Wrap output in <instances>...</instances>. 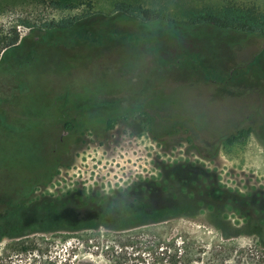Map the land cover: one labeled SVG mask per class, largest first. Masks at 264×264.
<instances>
[{
	"label": "rangeland",
	"instance_id": "rangeland-1",
	"mask_svg": "<svg viewBox=\"0 0 264 264\" xmlns=\"http://www.w3.org/2000/svg\"><path fill=\"white\" fill-rule=\"evenodd\" d=\"M225 2L264 5V0H0V65L4 68L1 58L8 50L2 46L3 38L17 35L15 46L20 43L24 46L21 53L34 48L32 42L41 32L51 31L45 36L49 43L57 39L66 41L76 25L103 30L108 18L118 14L116 6L120 4L160 14L162 19L145 23L141 32L153 31L163 38L171 34L166 22H189L209 6ZM118 15L119 31L136 30L134 22ZM92 19L96 20L89 22ZM173 30L176 42L181 45L188 44V32L198 34L202 47L197 44L194 48L192 44V49H202L204 62L220 65L218 68L223 72H228L230 65H240L252 58L263 42L262 38L227 30L210 33L209 28L193 27L190 23L177 24ZM212 37L216 38L205 44ZM43 43L42 40L35 45L38 66L26 68V84L17 89L20 93L8 86L15 82L12 77L9 79L12 72L8 69L15 67L16 59L11 58L3 74L0 67V192L15 189L28 180L31 193L28 204L46 197L57 200L73 195L108 205L113 196L125 191L137 188L141 194L149 189L148 204L159 208L167 200L164 187L168 188L166 176H169L187 182L192 191L208 188L215 196L225 193L240 199L264 200V128L250 123L254 126L247 137L233 144L227 142L241 128L235 125L242 108L240 103H244L237 99L241 96L230 93L218 98L203 83L172 88L165 82L161 90L167 102L174 104L177 118L187 115L198 126H168L151 132L148 123L141 119L117 122L105 132H100L102 126H93L94 130L77 126L79 132L62 136L64 126H49L51 121L60 125L73 121L74 115L60 110H72L80 122L89 123L86 115L99 109L98 99L112 96V88L119 83L117 76L105 70L106 85L98 86L101 78L97 69L100 65L110 67L112 59H118V53L113 50L112 55L111 49L106 57L83 58L82 53L74 51L75 47H67L62 51L64 56L76 54L86 61L74 60L75 66L52 80L47 78L49 68L44 64L56 53L45 51L49 43ZM19 70L21 74L23 70ZM45 80L46 89L52 86L48 90L52 92L44 99L38 97L37 87H42ZM54 95L59 97L52 100ZM40 142L44 143L43 148L38 145ZM50 145L62 151L60 163L56 166L52 163L43 170L48 161L44 149ZM85 216V212L80 214V218ZM222 217L232 225L241 223L231 203L223 205ZM213 220L211 213L201 211L195 217H179L119 232L99 228L3 238L0 264H114L106 246H114L120 252L119 243L129 242L133 244L124 248L127 254L122 264H169L173 255L182 253V240L190 246L195 242V250L199 243L205 246L202 256L206 255L203 262L207 264L220 262L219 257L222 264H264V250L257 252L254 237L222 241L211 226ZM194 258L192 264H201Z\"/></svg>",
	"mask_w": 264,
	"mask_h": 264
},
{
	"label": "trees",
	"instance_id": "trees-1",
	"mask_svg": "<svg viewBox=\"0 0 264 264\" xmlns=\"http://www.w3.org/2000/svg\"><path fill=\"white\" fill-rule=\"evenodd\" d=\"M116 10L118 14L126 18L127 22H134L136 30L131 28V30L119 31L120 26L117 21L119 15L117 14L109 17L107 23H104L105 28L100 31L99 29L95 31L84 29L80 25H76L70 38H66V41L57 39L58 41L54 42L52 40L51 45H48L45 50L47 52L53 50L56 53L44 64L49 68L47 78L52 80L55 76L65 74L71 66H75L74 60L76 59L80 58V61H86L83 58L106 57V53L111 49L112 55L113 50L117 51L118 59H112L110 67L104 68L100 65L97 69L101 78L97 83L98 86L106 85L103 76L105 70L107 72L111 70L119 82L111 91L114 97L111 113L107 114V122L104 121L108 126H102L103 129L100 132L108 131L111 129V125L118 121L137 120L139 117L148 123L151 132L162 130L168 126H198L195 119L187 115H182L181 119L177 118L174 104L170 103L171 101L167 102V96L162 93V84L165 82H168L172 88L185 85L198 86L203 83L218 98H220V94L230 93L241 96L242 98L237 99H240L241 102L243 100L244 103H240L242 108L237 115L238 122L235 124L241 128L227 140L229 144L247 137L251 133V127L254 126L250 123L258 124L264 128V45L246 62L240 65H230L228 72H223L218 68L221 67L220 65L213 66L211 63L204 62L202 49H192V44L194 48L202 47L201 44H198V34L188 32V44L181 45L176 42L173 30L177 24L190 23L193 27L209 28L210 33L227 30L248 35L254 39H264V5L225 2L218 6H209L201 16H195L189 22L174 20L166 22L171 34L169 36L166 34L163 38L153 31H147V34L141 32V27L145 23L162 19L160 14H154L151 10L141 8H129L123 4L117 5ZM132 18H135L136 21H132ZM94 20L96 19L89 22L92 23ZM47 34H51V31L41 32L38 41L33 40L34 48L42 40L43 44L47 42L45 40ZM215 38H208L205 44ZM62 41L65 43L60 44ZM16 43L17 35L14 38L5 37L2 40L3 48H8L5 59L10 54H12V59H16L14 74H17L16 70L18 69L23 70L20 81L16 80V84L11 82L8 85H14L17 90L18 87L26 84L24 82L26 68L38 66V59L31 63L26 61L27 51L21 53L24 46H15ZM67 47H75L74 51L78 50L82 53L83 58L76 54L69 58L64 56L62 51L67 50ZM34 48L30 50L33 51ZM5 59H3V63ZM41 65H43L42 62ZM41 74L43 73L41 72ZM136 81L138 84H130ZM45 83L46 80L42 87H37L39 98L45 99L47 93L52 92H48L52 86L48 85V89H46ZM133 86L137 89H133ZM85 127L94 130L93 126ZM64 129L70 134L79 132L77 126H74L72 122L69 123V126H64ZM38 145L43 148L44 143L40 142ZM44 151L48 155V161L43 165V170L47 169L49 165L51 166L52 163L53 166L60 163V152L62 151L57 146H47ZM166 179L169 183H166L167 189L164 187L167 192V200L159 208L148 204L151 198L149 189L140 194L137 188L113 196L108 205L98 204L95 201L90 202L89 199L81 200L73 195H66L57 200L46 197L28 204L27 201H29L31 193L27 180L15 189L0 192V240L3 238L20 239L35 233L47 234L57 231L72 232L99 228L119 232L157 225L179 217L191 218L197 216L201 211H205L213 216L214 220L211 222V226L219 232L222 241L229 243V240L240 236H251L255 238L257 252H263L264 200L258 201L252 197L240 199L225 193L222 196H215L208 188L192 191L190 185L186 184L187 182H183L185 183L183 184L169 176H166ZM32 180L35 181L34 178ZM146 184L148 185L149 182ZM186 188L187 191H185ZM228 203L232 204L234 210L241 217L239 225H232L222 217L223 205ZM82 212H85L86 216L80 218ZM132 244V242L129 244L119 243L120 252H117L114 246H106L114 264L123 263L122 260L127 254L124 248L132 247L130 246ZM194 244L195 242L192 243V248ZM191 246L182 240L180 247L183 250L182 253L173 255L169 264H192L194 256L201 264H207L203 262L206 255L202 256L206 250L205 246L199 243L196 250L195 248L190 250ZM217 257L219 256L217 255L212 260ZM219 259L220 262H216V264H222V259L220 257Z\"/></svg>",
	"mask_w": 264,
	"mask_h": 264
},
{
	"label": "flooded vegetation",
	"instance_id": "flooded-vegetation-1",
	"mask_svg": "<svg viewBox=\"0 0 264 264\" xmlns=\"http://www.w3.org/2000/svg\"><path fill=\"white\" fill-rule=\"evenodd\" d=\"M35 39V41H38V37H35L34 38ZM21 44V43H20ZM19 44V45H20ZM45 44H48V42L47 43H45ZM49 45H51V43L49 44ZM263 45H264V39H263V42H262V46L259 48V50H261L262 49V47H263ZM7 53V52H6ZM27 53L28 54H26V61L28 60V62L29 63H31V61L32 62H35L38 58L36 57V51L35 50H33V51H27ZM8 54V53H7ZM255 55V54H254ZM253 55V56H254ZM252 56V57H253ZM5 57H7L5 54L3 55V57L1 58V60H3V59H5ZM10 57V58H9ZM12 54H10L9 56H8V58H6L5 59V62H4V64H5V66L7 67H9V61H11L12 59ZM5 66H4V68H3V64L2 65H0V67L2 68V72H1V74H3V72H4V70H5ZM8 67H7V69H8ZM13 69L14 68H10V69H8V70H10L11 72H12V74L10 73V76H9V79L12 77L13 79H14V84H16V80H19L20 81V75L21 74H19L20 73V70L18 69V70H16L17 71V74H14V71H13ZM19 74V75H18ZM12 88H14V85L13 86H10L9 87V89H12ZM14 90V89H13ZM15 91H16V93H20V92H18L16 89H15ZM13 95H16V94H14L13 93ZM57 97H59V96H57V95H54V97L52 98V100H55ZM98 100H100V107H99V109L95 112V113H93V114H87L86 115V117H87V119H88V122L89 123H85V121L83 120L82 122H80L79 121V117L76 115V112H74V111H72V110H67L66 112L65 111H62V110H60L59 112H62V113H64V114H66V113H69V112H72L73 113V115H74V117H73V121H63V124L62 123H60V125H56L55 123H53L52 121H51V124L49 125V126H69V123H73L74 124V126H108L107 124H105L106 122H107V120H108V116H107V114L109 113H111V106H112V101L114 100V97H112V96H110V97H105V98H103V100H102V98H100V99H98ZM49 104V103H48ZM47 104V105H48ZM46 105V106H47ZM38 115H40V113H37V116ZM142 119V118H141ZM140 119V117L137 119V120H134V119H132L133 121H139V120H141ZM53 120V119H52ZM131 119H125V120H122V121H124V122H127V121H132ZM143 120V119H142ZM104 121H106V122H104ZM119 122H121V121H118V123ZM111 126H115V124H112ZM78 128V127H77ZM80 128V127H79ZM80 131V130H79ZM65 135H67V132L66 131H63L62 132V136H65ZM48 145H49V143H48ZM51 146V145H50ZM53 147H55V146H53Z\"/></svg>",
	"mask_w": 264,
	"mask_h": 264
}]
</instances>
